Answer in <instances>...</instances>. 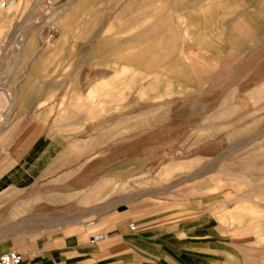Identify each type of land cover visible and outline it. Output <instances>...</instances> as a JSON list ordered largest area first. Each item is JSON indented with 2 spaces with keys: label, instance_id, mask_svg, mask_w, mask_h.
I'll return each instance as SVG.
<instances>
[{
  "label": "rangeland",
  "instance_id": "rangeland-1",
  "mask_svg": "<svg viewBox=\"0 0 264 264\" xmlns=\"http://www.w3.org/2000/svg\"><path fill=\"white\" fill-rule=\"evenodd\" d=\"M67 2L0 6V166L49 155L0 247L128 226L145 264H264V0Z\"/></svg>",
  "mask_w": 264,
  "mask_h": 264
},
{
  "label": "crops",
  "instance_id": "crops-1",
  "mask_svg": "<svg viewBox=\"0 0 264 264\" xmlns=\"http://www.w3.org/2000/svg\"><path fill=\"white\" fill-rule=\"evenodd\" d=\"M70 1L67 2L65 12L78 7L81 0H74L71 3ZM132 49V45L126 46L122 49L124 53L121 55L117 53L111 64L114 72H119L125 62L128 67L129 62L123 60H130ZM30 143V138L24 133L7 144V159L0 166V190L10 182L23 185L22 189H26L39 174V168L49 155L48 153L40 155L36 152L37 142L26 149ZM23 152L24 155L14 165V160ZM132 230L128 226L113 228L93 224L87 228L85 233L88 238L85 239L80 235L32 237L22 244H5L0 247V253L16 249L24 256L22 264H145L146 253L133 242Z\"/></svg>",
  "mask_w": 264,
  "mask_h": 264
},
{
  "label": "built area",
  "instance_id": "built-area-1",
  "mask_svg": "<svg viewBox=\"0 0 264 264\" xmlns=\"http://www.w3.org/2000/svg\"><path fill=\"white\" fill-rule=\"evenodd\" d=\"M18 0H1L0 6L3 9H10L15 6ZM47 6L53 5V0H39ZM133 227V225L131 226ZM24 261V256L20 251L12 249L5 253H0V264H22Z\"/></svg>",
  "mask_w": 264,
  "mask_h": 264
},
{
  "label": "bare ground",
  "instance_id": "bare-ground-1",
  "mask_svg": "<svg viewBox=\"0 0 264 264\" xmlns=\"http://www.w3.org/2000/svg\"><path fill=\"white\" fill-rule=\"evenodd\" d=\"M73 1H74V0H71L70 3L73 2ZM53 21H54V19H53Z\"/></svg>",
  "mask_w": 264,
  "mask_h": 264
}]
</instances>
